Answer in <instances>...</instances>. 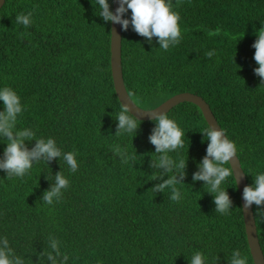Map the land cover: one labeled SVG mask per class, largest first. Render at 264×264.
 Masks as SVG:
<instances>
[{
  "label": "trees",
  "instance_id": "16d2710c",
  "mask_svg": "<svg viewBox=\"0 0 264 264\" xmlns=\"http://www.w3.org/2000/svg\"><path fill=\"white\" fill-rule=\"evenodd\" d=\"M172 4L182 39L167 51L131 24L122 28L126 90L146 109L183 91L200 95L236 143L247 185L253 184L264 172V83L254 73L252 47L264 26V0ZM100 11L96 0H5L0 8V89L11 87L21 98L17 129L53 138L62 153H76L79 165L73 173L62 157L34 162L23 178L0 170V238L25 264H52L45 254L52 238L69 255L67 264H190L197 251L206 264L217 257L229 264L235 250L253 264L234 177L221 185L233 201L228 215L216 212L208 186L192 179L208 146L198 106L184 101L166 112L185 132L183 148L169 153L187 160L184 184L176 185L179 202L170 199L171 189L151 191L163 182L153 180L162 170L150 167L159 155L148 139L154 122L142 120L136 134L115 136L121 104L110 70V22ZM21 12L33 14L30 27L16 23ZM6 143L0 137V159ZM116 144L135 159L122 162L113 154ZM58 172L69 187L48 205L43 196ZM252 208L264 255V206Z\"/></svg>",
  "mask_w": 264,
  "mask_h": 264
},
{
  "label": "clouds",
  "instance_id": "9594fccd",
  "mask_svg": "<svg viewBox=\"0 0 264 264\" xmlns=\"http://www.w3.org/2000/svg\"><path fill=\"white\" fill-rule=\"evenodd\" d=\"M118 7L115 13L111 10L109 0H96L101 9L99 16L107 23L113 22L120 24L124 31H127L131 24L133 30L146 38L151 43L153 37L157 39L161 49L167 51L170 47L178 45L182 39L179 12L174 10L172 0H115ZM131 12L130 19L125 18V14ZM32 13H19L16 17V23L25 28L32 24ZM257 39L252 47L255 49L254 60L258 65L254 73L260 77L261 83H264V26L256 32ZM206 55L211 58L213 51ZM0 101L3 102V110L0 111V137L7 140L3 151V158L0 159V170H4L8 178H23L29 173L34 162H51L56 158H63L69 166L71 172L78 170V162L75 152L62 153L53 138L47 140L43 138L36 139L35 133L29 128L18 130L17 118L24 111L20 96L11 88L4 87L0 89ZM152 113L150 119L155 127L152 129L148 139L155 148V153L159 154L156 160H152L150 167L162 170L158 176H153V180H163L156 184L151 191L158 193L165 189H171L170 199L179 202L181 192L176 187L178 184H184L186 176L185 169L187 160L180 158L178 162L174 160L169 153L174 152L184 146L185 132L173 119H170L166 112L156 110L148 111ZM118 120L115 136L135 133L142 122L137 116L131 114L128 105L121 104V110L116 117ZM205 140L208 141L207 154L198 164V171L193 174V181H203L208 186V192L213 194L215 211L228 215L233 206L227 190L221 188L222 183L228 177H235L238 180L233 167H226L231 164L233 158L237 157L238 148L234 141L230 140L223 128L209 126L201 132ZM35 141V146L29 149L26 141ZM113 154L121 157L122 162L128 163L134 160L136 154H129L126 148L119 144L113 147ZM168 174L167 179L163 176ZM171 174V175H169ZM179 177V178H178ZM69 180L62 172L55 175L53 187L45 192L43 201L51 205L53 200L59 202L62 196V190L69 187ZM244 208L264 206V172L255 175L254 183L243 188ZM52 251L46 255L52 264H67L69 255L60 250V241L52 238L50 242ZM219 257L216 258V264ZM0 264H25L22 257L15 254L14 249L10 247L7 237L0 238ZM190 264H206V257L202 252H195L191 257ZM229 264H248V257L243 256L239 250L232 252Z\"/></svg>",
  "mask_w": 264,
  "mask_h": 264
},
{
  "label": "water",
  "instance_id": "95a60500",
  "mask_svg": "<svg viewBox=\"0 0 264 264\" xmlns=\"http://www.w3.org/2000/svg\"><path fill=\"white\" fill-rule=\"evenodd\" d=\"M5 0H0V8L4 4ZM118 3L112 0V11L115 13ZM121 40H122V26L117 23L110 22V70L113 82L114 91L120 104L128 105L131 114L137 116L141 120H151L152 113L148 111H154L157 109L159 112H168L172 107L181 102H191L198 106L202 115L209 126L220 127L213 112L211 111L209 104L200 96L189 91H183L174 94L164 100L159 105L146 109L138 106L129 96L123 81L122 65H121ZM221 128V127H220ZM230 167L235 170V175L238 180L236 186L240 198V204L242 209L243 223L246 233V239L249 247V251L253 260V264H264V255L257 236V229L255 224V218L253 208H244L243 200V188L247 186L246 176L241 167L239 158H233ZM234 177V176H233ZM235 180V177H234ZM236 183V182H235Z\"/></svg>",
  "mask_w": 264,
  "mask_h": 264
}]
</instances>
